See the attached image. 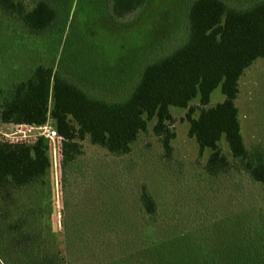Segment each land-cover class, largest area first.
I'll list each match as a JSON object with an SVG mask.
<instances>
[{
    "label": "rangeland",
    "instance_id": "374dc122",
    "mask_svg": "<svg viewBox=\"0 0 264 264\" xmlns=\"http://www.w3.org/2000/svg\"><path fill=\"white\" fill-rule=\"evenodd\" d=\"M14 1L30 10L42 0ZM43 1L51 3L56 16L52 27L39 34L31 33L16 13L0 9V141L44 146L49 166L47 197L43 201L49 205L52 229L62 254L65 252L61 222L68 203L72 207L70 216L77 221L106 218L112 229L124 228L129 237L120 249L115 233L81 227L84 231L76 234H84L94 243L89 249L67 253L74 264L114 263L123 257H130L129 264H154L143 253L142 243L139 246L143 238L133 239L141 231L138 199L143 186L157 205L152 218L157 222L147 224L140 235L149 236L143 239L149 241V251L160 241L181 236L175 244L181 253L185 246L210 253L217 262L226 259V254L238 246L234 243L238 239L235 229L240 238L248 233L253 240L264 241L261 186L253 183L240 163L229 156L224 139L219 144L229 160L228 172L217 176L207 173L210 151L206 149L200 154L196 141L188 137L186 110L170 108L172 121L168 129L175 135L170 142V154L153 134L151 121L127 155L112 156L85 139L81 142L82 155L65 172L61 142H50L39 129L40 123L16 115L2 105L14 84L26 80L39 65L53 67L84 91L108 100L118 98L119 93L130 88L137 65L143 64L149 55L167 53L183 38L186 10L192 0H147L139 11L123 19L112 16L108 5L111 0ZM223 1L233 7H245L255 0ZM259 1L262 0L255 3ZM144 47L148 57L143 53L138 58ZM121 79L124 81L119 82ZM238 88L236 106L245 146L249 151L257 146L264 148V59H257L243 72ZM223 99L220 88H216L210 94L209 106ZM48 119L60 134L62 117L49 114ZM93 208L96 212L90 214Z\"/></svg>",
    "mask_w": 264,
    "mask_h": 264
},
{
    "label": "trees",
    "instance_id": "16d2710c",
    "mask_svg": "<svg viewBox=\"0 0 264 264\" xmlns=\"http://www.w3.org/2000/svg\"><path fill=\"white\" fill-rule=\"evenodd\" d=\"M255 1L245 7H233L223 0H192L186 10L183 38L162 55L148 57L144 51L149 44L145 46L138 58L143 53L148 58L143 64L137 60L140 66H136L138 71L130 88L114 100L84 91L53 67L39 65L26 80L14 84L2 105L33 123L45 122L49 114L62 117L60 156L65 172L82 155L81 142L85 139L112 156L127 155L151 121L153 134L170 154V142L175 137L168 129L172 121L170 108L186 110L188 137L196 141L200 154L210 151L207 173L217 176L228 172L229 160L219 144L224 139L229 156L240 163L264 194V148H246L236 106L243 72L257 59H264V0ZM146 3L147 0H111L108 5L113 17L123 19ZM0 9L16 13L33 34L46 32L56 16V9L43 0L30 10L14 0H0ZM216 88H220L224 99L210 107V94ZM43 147L0 141V264H74L67 253L89 249L94 243L76 232L90 227L115 233L123 249L129 238L124 228L112 229L106 218L79 222L70 216L72 207L67 203L68 211L61 222L62 254L52 229L49 205L43 201L47 197L49 166ZM138 200L141 231L133 238L135 241L149 237L140 235L147 224L157 222L152 219L157 205L144 186ZM95 212L94 208L90 210V214ZM235 234L238 239L234 243L238 246L217 262L214 255L185 246L181 253L175 246L181 236L152 245L153 251L146 246L149 241L142 239L139 246L142 243L143 253L154 264H264V241L253 240L248 233L240 238L236 229ZM129 258L105 264H129Z\"/></svg>",
    "mask_w": 264,
    "mask_h": 264
},
{
    "label": "built area",
    "instance_id": "2783aa9c",
    "mask_svg": "<svg viewBox=\"0 0 264 264\" xmlns=\"http://www.w3.org/2000/svg\"><path fill=\"white\" fill-rule=\"evenodd\" d=\"M51 119L46 120L40 124V130L43 131L44 137L48 138L50 142L54 140L62 141L61 135L58 133V129L55 125L50 124ZM9 142V141H8Z\"/></svg>",
    "mask_w": 264,
    "mask_h": 264
}]
</instances>
